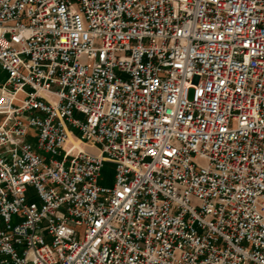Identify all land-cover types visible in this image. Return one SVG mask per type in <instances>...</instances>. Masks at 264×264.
I'll return each instance as SVG.
<instances>
[{
	"label": "built area",
	"instance_id": "2783aa9c",
	"mask_svg": "<svg viewBox=\"0 0 264 264\" xmlns=\"http://www.w3.org/2000/svg\"><path fill=\"white\" fill-rule=\"evenodd\" d=\"M0 70V264H264V0H0Z\"/></svg>",
	"mask_w": 264,
	"mask_h": 264
},
{
	"label": "rangeland",
	"instance_id": "374dc122",
	"mask_svg": "<svg viewBox=\"0 0 264 264\" xmlns=\"http://www.w3.org/2000/svg\"><path fill=\"white\" fill-rule=\"evenodd\" d=\"M4 77H5V73H3V71L0 70V78L4 79ZM113 174H114V162L112 159L106 157L104 159V164L101 171V177L99 179V183L104 185H110L113 181ZM30 190L32 192L34 191L32 187Z\"/></svg>",
	"mask_w": 264,
	"mask_h": 264
}]
</instances>
